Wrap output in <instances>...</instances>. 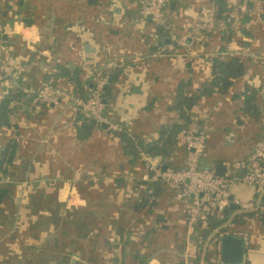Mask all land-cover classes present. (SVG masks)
<instances>
[{
  "label": "crops",
  "instance_id": "0c3cea01",
  "mask_svg": "<svg viewBox=\"0 0 264 264\" xmlns=\"http://www.w3.org/2000/svg\"><path fill=\"white\" fill-rule=\"evenodd\" d=\"M207 1L172 0L163 10L168 29L140 19L138 0H0V44L12 67L0 78V101L9 99L0 160L12 146L8 172L0 174L11 181L2 183L9 191L0 203V264H188L194 249L198 262L203 247L207 261L215 254L202 221L187 224L190 201L174 185L143 182L141 160L124 151L118 133L68 101L40 110L34 103L57 67L65 74L56 85L81 96L104 77L105 116L149 146L162 127L181 123L178 95H199L211 79L210 58L235 55L245 61L244 75L224 93L197 99L194 127L208 126L200 164L215 169L246 160L263 132L258 111L244 110L242 93L254 90V105L264 107V11L259 0H227L236 15L229 38L220 20L214 31L201 30L198 6ZM241 14H251L248 34L238 30ZM169 32L189 34L187 45ZM186 154L180 133L164 165L180 168ZM230 192L240 201L255 193L240 183ZM233 228L250 241L239 264H264V222L255 216Z\"/></svg>",
  "mask_w": 264,
  "mask_h": 264
},
{
  "label": "built area",
  "instance_id": "2783aa9c",
  "mask_svg": "<svg viewBox=\"0 0 264 264\" xmlns=\"http://www.w3.org/2000/svg\"><path fill=\"white\" fill-rule=\"evenodd\" d=\"M217 0H209L200 3L198 14L200 17V28L209 33L216 27ZM140 19L150 17L160 27L168 28L169 23L163 17L167 0H138ZM259 6L264 11V0L258 1ZM256 4L254 3L253 6ZM169 29V28H168ZM169 38L176 44H186L189 34L179 37L174 32H169ZM7 46L0 44L2 54L1 63L3 74L0 78L11 76L12 67L8 62ZM106 85V78L100 77L87 95L81 96L75 92H68L56 85V79L50 77L45 80L35 94V109L48 108L59 105L63 101H68L75 111L85 116L88 120L98 125H104L110 132H122V127L110 122L104 114L105 104L103 101V88ZM258 119L263 128L261 138L256 142L249 156L244 161H237L231 164L226 163L222 174H217L214 168L200 167V161L205 156L207 124H203L200 131L191 133L183 130V139L187 151L184 164L180 168L173 166L163 167L164 160L160 156L151 155L142 148L136 151L137 157L141 160L145 172L141 180L148 184H170L178 188V196L187 198L191 203L188 212L187 224L190 226L205 219V208L207 205H214L217 210H222L225 206L234 204L238 208V213L256 211L260 207V198L264 195V108L258 107ZM243 170L240 175L239 172ZM11 182L8 177L0 178V183ZM240 183L253 187L256 196L248 201H240L231 197L230 188L233 184ZM226 235L240 237L245 246L249 245L247 232L234 229L226 222L214 228L208 240L214 243L215 254L210 256L208 261L205 258L203 247L201 259L198 264H223L220 260L221 239ZM206 246V245H205Z\"/></svg>",
  "mask_w": 264,
  "mask_h": 264
},
{
  "label": "trees",
  "instance_id": "16d2710c",
  "mask_svg": "<svg viewBox=\"0 0 264 264\" xmlns=\"http://www.w3.org/2000/svg\"><path fill=\"white\" fill-rule=\"evenodd\" d=\"M94 2L95 0H90ZM217 11H216V19L217 21L220 20L224 23L225 27L230 28L229 32L227 33L228 37H232L234 35V29L232 30L231 24L232 21L235 19L233 13L225 7L227 0H217ZM252 4L251 0L247 1V5L250 6ZM172 5V0H167L166 6L169 7ZM251 15V14H250ZM247 14H241L238 19L242 24L241 28L238 30L242 34H248L246 30L247 27L244 26L245 22L248 21ZM160 27V26H159ZM162 28V27H160ZM159 28V36H164L167 30H163ZM237 32V31H236ZM226 34V33H225ZM211 79L207 82L203 89L200 91L198 96H185L181 93L178 95L177 103L175 108L179 111L181 123H172L170 126L162 127L159 133L157 140L150 144L149 146L143 145L140 141L134 142L126 132H119L118 135L122 141V147L126 153H135L138 148H142L145 152L160 156L164 162L166 163V158L170 154L171 149L174 145H176L178 141V137L181 133L183 135V130H189L191 133H197L200 131L201 126L194 127V124H198L197 122L200 120L197 117L194 118L193 113L196 111V102L197 99L203 95L210 96L214 92L224 93L229 86H231L232 82L235 79L240 78L244 75L245 72V61L238 56L230 55L227 58H223L220 55L216 54L210 58L209 61ZM65 74L63 68L57 67L56 71L50 75V77L56 79L57 77ZM242 97L244 99V110L248 111L250 108H254L258 111V104L257 107L254 105L255 100V91L254 90H246L242 93ZM9 99L6 97L0 101V119L7 123V104ZM264 108V107H263ZM83 122L86 121L85 118L82 119ZM93 124V123H92ZM11 144L4 151V155L0 160V174H7L6 164H8L10 160V153H11ZM203 159V158H202ZM201 159V160H202ZM200 167H206V165L199 164ZM5 174V175H6ZM155 185L154 183H150L149 186ZM9 191V186L6 184L0 183V203L4 200L7 193ZM256 196V193H253V197ZM261 202L259 204V208L256 211H251L247 213H238L233 214L232 209L230 206H225L222 210H217L214 205H207L205 208V219L198 224L203 228L205 236H208L209 233L216 227L221 226L222 224L228 222L230 227L233 228L234 224H242L244 221L248 219H252L253 217L257 216L259 220L264 222V195L260 198ZM215 253V252H214ZM199 252L196 249L192 250L190 259L188 264H198L199 259Z\"/></svg>",
  "mask_w": 264,
  "mask_h": 264
},
{
  "label": "water",
  "instance_id": "95a60500",
  "mask_svg": "<svg viewBox=\"0 0 264 264\" xmlns=\"http://www.w3.org/2000/svg\"><path fill=\"white\" fill-rule=\"evenodd\" d=\"M163 167H166L164 165ZM224 166H216L215 172L222 174ZM233 207V205H230ZM244 244L240 237L233 235H226L221 239L220 244V260L223 264H239L243 261Z\"/></svg>",
  "mask_w": 264,
  "mask_h": 264
}]
</instances>
